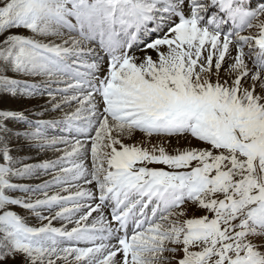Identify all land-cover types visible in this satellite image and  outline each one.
Instances as JSON below:
<instances>
[{"label":"snow or ice","instance_id":"6c2138e0","mask_svg":"<svg viewBox=\"0 0 264 264\" xmlns=\"http://www.w3.org/2000/svg\"><path fill=\"white\" fill-rule=\"evenodd\" d=\"M0 264H264V0H0Z\"/></svg>","mask_w":264,"mask_h":264},{"label":"bare ground","instance_id":"6f19581e","mask_svg":"<svg viewBox=\"0 0 264 264\" xmlns=\"http://www.w3.org/2000/svg\"><path fill=\"white\" fill-rule=\"evenodd\" d=\"M37 103V102H36ZM41 103V102H39ZM31 155L33 157H35V160H43V159H50V158H54V154L51 151H47V152H42L39 155H37V153L35 151H33L31 153ZM29 162V161H28ZM38 162V161H37Z\"/></svg>","mask_w":264,"mask_h":264},{"label":"rangeland","instance_id":"374dc122","mask_svg":"<svg viewBox=\"0 0 264 264\" xmlns=\"http://www.w3.org/2000/svg\"><path fill=\"white\" fill-rule=\"evenodd\" d=\"M46 98V97H45ZM37 101H33L32 102V104H35ZM39 102H41V103H43V101L41 100V101H39ZM25 106H27V107H31V104H28V105H25ZM53 115H59L58 113H56V114H51V115H48V116H45V117H42L43 119H51L52 118V116ZM37 118H40V117H37ZM41 160V159H40ZM40 160H31V161H29V162H39ZM43 179H48L49 177L48 176H43L42 177ZM22 182H26V183H38V182H40V181H22ZM16 195H19V193H17Z\"/></svg>","mask_w":264,"mask_h":264}]
</instances>
